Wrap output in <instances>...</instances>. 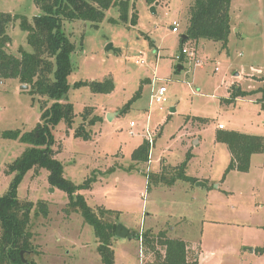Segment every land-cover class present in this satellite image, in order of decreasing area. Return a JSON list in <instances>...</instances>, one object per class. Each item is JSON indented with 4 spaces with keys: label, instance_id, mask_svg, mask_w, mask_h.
I'll return each instance as SVG.
<instances>
[{
    "label": "rangeland",
    "instance_id": "1",
    "mask_svg": "<svg viewBox=\"0 0 264 264\" xmlns=\"http://www.w3.org/2000/svg\"><path fill=\"white\" fill-rule=\"evenodd\" d=\"M192 3L131 0L135 8L130 9V18L133 11L139 14L136 25L130 18L123 21L118 7L107 10L98 27L86 20L64 24L75 44L68 100L76 116L71 127L65 121L55 127L53 147L65 177L73 183L82 184L96 173L92 188L79 191L86 201L95 209L112 210L111 219L134 232L133 237L113 236L115 264H144L140 250L142 257L154 253L145 238L136 235L149 229L171 234V225L175 234L189 222L187 218L194 224L184 227L186 236L202 252L213 254L204 264H264V254L255 252L264 245V151L251 156L248 171L227 172L231 152L217 136L223 124L226 131L264 137L263 91L259 90L264 89V0H232L230 12L237 30L232 28L227 47L209 39L190 42L187 48L196 50V56L179 69L180 37ZM8 11L30 21L42 13L35 0H0V12ZM175 21L179 31L173 32ZM19 24L16 20L8 27L12 41L7 53L33 50ZM197 58L201 65L195 64ZM107 78L114 81L113 91L91 89L89 82ZM148 78L154 79L153 85ZM84 81L88 83L76 86ZM22 85L17 78L0 76L2 131L26 132L40 121L46 97L33 95L30 85L28 89ZM160 85L167 88L166 101L157 105L151 98ZM238 88L256 91L229 100ZM95 115L101 119L89 124ZM131 121L136 125L131 126ZM82 123L90 138L75 135ZM147 129L154 139L150 163L136 162L132 156L148 140ZM25 147L0 136V195L16 175L9 174V165ZM189 151L195 155L186 174L201 179L191 182V193L184 192L183 185L170 189L167 183L155 181L149 189V173L162 163L167 178L172 177ZM105 167L117 169L105 174L96 170ZM48 175L46 168H33L19 184V198L35 204L30 213L34 248L23 252V258L34 264H104L94 226L67 209L69 194L50 184ZM200 182L204 184L199 186ZM40 200L48 203L47 216L36 212ZM157 247L162 251L161 245Z\"/></svg>",
    "mask_w": 264,
    "mask_h": 264
},
{
    "label": "trees",
    "instance_id": "2",
    "mask_svg": "<svg viewBox=\"0 0 264 264\" xmlns=\"http://www.w3.org/2000/svg\"><path fill=\"white\" fill-rule=\"evenodd\" d=\"M147 1L154 4L157 0ZM35 3L42 13L35 15L32 21L20 14L0 12V76L17 78L20 83L30 85L29 90L33 95L46 97V101L40 106L42 110L40 121L31 130L26 132L21 129L0 130L1 137L18 140L26 145L23 153L9 165V174L15 172L16 175L12 178L8 191L0 195V264H34L25 262L20 253L22 250L28 252L34 248L31 240L30 213L35 204L32 201H22L18 190L25 175L37 167L46 168L49 171V183L69 194L67 209L80 213L86 223L94 226L96 238L100 242L98 251L103 263L115 264L111 246L118 225L111 219L115 212L102 207L93 208L79 192L92 188L97 180L95 172L86 177L82 184H75L65 177V167L55 156L53 145L56 139L53 131L61 121H65L71 127L76 116L73 104L68 100L70 89L68 77L73 70L71 55L75 50V44L64 30L65 21L86 20L98 27L110 8L118 7L121 19L128 21L130 9L135 7L131 5V0H35ZM231 3L232 0H193L187 12L184 30L188 37L186 40L183 39V35L180 38L181 51L178 59L181 64L188 58L182 52L183 44L188 41L216 40L222 42L223 47H227L232 33ZM138 17L139 14L133 11L130 18L132 25L137 24ZM16 20H20L19 26L26 32L27 41L33 47L32 51L21 50L20 55L7 53L8 44L12 41L8 27ZM111 21L118 22L115 18ZM87 83L78 82L76 86ZM89 85L94 92L103 93L113 91L115 84L112 78H107L103 82H89ZM259 90L263 91L264 107V89ZM255 91L234 89L229 100L252 95ZM139 94L140 91L133 99ZM47 100H51V103ZM100 119V116L95 115L89 120V124ZM75 135L85 139L91 137V132L82 123L76 128ZM217 136L219 140L227 143L231 152L232 160L227 172L235 168L248 171L251 156L264 151V137L260 135L220 129ZM151 149L152 144L144 140L134 151L133 160L149 161ZM190 156L188 153L172 177L167 178L166 167H163L160 173H149V189L153 181L165 182L169 186H173L180 179L196 183L194 177L186 174ZM112 170L108 169L106 172ZM37 205L36 212H41L44 216L49 214L48 203L40 200ZM136 236L139 237L138 234ZM142 237L154 249L158 244L164 247L162 264H197L188 260L187 243L183 239H171L165 237L164 231L154 234L151 230L145 231ZM255 252L264 254V245L256 247ZM158 256L162 258L160 254Z\"/></svg>",
    "mask_w": 264,
    "mask_h": 264
},
{
    "label": "crops",
    "instance_id": "3",
    "mask_svg": "<svg viewBox=\"0 0 264 264\" xmlns=\"http://www.w3.org/2000/svg\"><path fill=\"white\" fill-rule=\"evenodd\" d=\"M231 24H232V28L234 29V30H237V28L233 25V23H232V20H231ZM179 31V30H178ZM185 32V31H184ZM183 32V33H184ZM182 33V34H183ZM182 36V35H181ZM231 36V35H230ZM181 38V37H180ZM230 38V37H229ZM200 40V39H199ZM199 40L198 41H195L194 43H198L199 42ZM181 42V41H180ZM190 42H192V41H188V42H186V43H184L183 44V47H187V45L190 43ZM187 59H189V58H187ZM186 62V61H185ZM185 62H183V64L185 63ZM181 64V63H180ZM182 65V64H181ZM183 67V66H182ZM150 80H153V79H150V78H148V81H150ZM110 115H113V113H110ZM136 125V124H135ZM134 125V126H135ZM221 129V128H220ZM151 153V152H150ZM189 153H190V158H189V160H188V165H187V168L190 166V164L192 163V160H193V158H194V155L195 154H193V152L192 151H189ZM182 162V161H181ZM147 163H150V159H149V161H147ZM163 164L161 163V166H160V168L158 169V170H156V171H153V172H155V173H160L161 172V170L163 169ZM108 169H113L112 170V172L113 171H116L115 169H117L116 167H105V169H101V168H97L96 170H101L104 174H105V172L108 170ZM188 175V174H187ZM190 176V175H189ZM195 179L198 181V179H200L199 178V176L198 177H195ZM99 180V179H98ZM201 180V179H200ZM177 185H183L182 186V189H183V191L184 192H187V193H191L192 192V190H194L193 189V185L191 184V182L190 181H186V180H182V179H180V180H177V182L173 185V186H169V188L170 189H172V188H174V187H176ZM199 186H201L202 184L200 183V184H198ZM157 187V186H156ZM168 189V188H167ZM184 217H186V216H184ZM187 218V217H186ZM187 220L189 221V222H187L186 224H182L181 226H180V228H182L181 230H179V231H177L175 234H173L174 233V231H172V230H175V226L174 225H171L170 226V228H171V234H169V233H167L166 231H164V229H162V230H158L157 232H154L152 229H149V230H152V232L154 233V234H157V233H159V232H162V231H164L165 232V237H168V238H171V239H183L184 241H186V243H187V250H188V252H187V255H188V260L189 261H191V262H197V264H200V261L202 262L201 264H204V263H206V261L207 260H209V258L213 255L210 251L209 252H202L200 249H201V247H200V245H198V244H194V242L192 241V240H190L189 239V237L188 236H186V229L184 228V227H189V226H191L192 224H194L193 223V221H190V219H188L187 218ZM186 220V221H187ZM178 221H180V220H178ZM147 244V243H146ZM150 248V250H152L153 251V253H154V256H152L151 255V253H147V254H144V257H142L141 256V254H140V252H141V250H140V252H139V260H140V262H143L144 264H145V262L147 263V264H162V260H163V257H164V252H165V249H164V247H162V251L157 247L156 249H154L153 247H152V245H150V244H147ZM142 249V248H141ZM189 250H192V253H189ZM253 250H255V249H253ZM158 254H160L161 256H162V258H160L159 256H158Z\"/></svg>",
    "mask_w": 264,
    "mask_h": 264
},
{
    "label": "built area",
    "instance_id": "4",
    "mask_svg": "<svg viewBox=\"0 0 264 264\" xmlns=\"http://www.w3.org/2000/svg\"><path fill=\"white\" fill-rule=\"evenodd\" d=\"M178 29H179V22L175 21L173 23V26H172V31L176 32V31H178ZM182 52L188 58L190 57L191 59H194L195 56H196V50L188 49L187 47H183L182 48ZM177 56L179 58L180 53ZM195 64L201 65V62H200V60L198 58L196 59ZM153 83H154V79H153L152 85H153ZM166 92H167V88L164 85H160L158 90L152 92L151 102L152 103H156L157 105L162 104L164 101H166ZM130 125L134 126L135 123L133 121H131ZM219 128L223 129L224 125L220 124ZM147 138H148L149 143L152 144V146H153L154 145L153 144L154 143V139H153L152 133H151V131L149 129H147ZM139 238H141V240H143L142 234L139 235Z\"/></svg>",
    "mask_w": 264,
    "mask_h": 264
},
{
    "label": "water",
    "instance_id": "5",
    "mask_svg": "<svg viewBox=\"0 0 264 264\" xmlns=\"http://www.w3.org/2000/svg\"><path fill=\"white\" fill-rule=\"evenodd\" d=\"M152 10H154V7H152ZM182 35H183V39L186 40L187 37H188V35L185 34V33H183ZM178 68L181 69V68H182V65L179 64V65H178ZM28 86H29V85H27V84H23V85H22V88H23V89H28ZM200 183H201V184H204V182H200ZM116 236H117V237H121V238H125V237H133V236H134V232H131L130 229L127 228L126 226H123L122 224H118V225H117V228H116ZM23 252H24V250H22L21 253H20L22 259H24V258H23ZM24 261L27 262L26 259H24Z\"/></svg>",
    "mask_w": 264,
    "mask_h": 264
}]
</instances>
